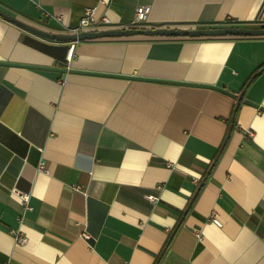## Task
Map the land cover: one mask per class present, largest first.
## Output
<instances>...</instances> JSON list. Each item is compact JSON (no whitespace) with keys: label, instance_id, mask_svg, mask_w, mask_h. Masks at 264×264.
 Returning a JSON list of instances; mask_svg holds the SVG:
<instances>
[{"label":"crops","instance_id":"0c3cea01","mask_svg":"<svg viewBox=\"0 0 264 264\" xmlns=\"http://www.w3.org/2000/svg\"><path fill=\"white\" fill-rule=\"evenodd\" d=\"M87 8L110 23L83 31L264 27V0H0L56 34ZM263 63L264 36L69 43L1 17L0 264H264Z\"/></svg>","mask_w":264,"mask_h":264},{"label":"water","instance_id":"95a60500","mask_svg":"<svg viewBox=\"0 0 264 264\" xmlns=\"http://www.w3.org/2000/svg\"><path fill=\"white\" fill-rule=\"evenodd\" d=\"M3 18L9 22L15 23L17 26L30 31L38 36L48 38L56 41L64 42H79L84 40H94L101 38H115V37H128V36H165V37H206V36H224V35H234V36H245V37H259L264 36V27L262 28H247V27H227V28H216V29H175V28H127V29H107L101 31H80L73 32L69 34H56L47 32L36 27H33L29 24H26L16 18H13L7 14L0 12V18ZM7 65H16V66H26L32 67L31 65H20V64H11L4 63ZM61 71H67V69H57ZM206 87L213 88L226 94L234 97V94L215 86L205 85ZM246 103L258 108L259 110L264 111V107L252 103L251 101L246 100Z\"/></svg>","mask_w":264,"mask_h":264},{"label":"built area","instance_id":"2783aa9c","mask_svg":"<svg viewBox=\"0 0 264 264\" xmlns=\"http://www.w3.org/2000/svg\"><path fill=\"white\" fill-rule=\"evenodd\" d=\"M149 12H150V7H148V6L137 7L135 10V14H134V22L139 23V22L146 21ZM109 23H110L109 19L107 17H104V16L100 20L95 19L93 9L87 8L84 11V15L80 21L79 27L74 32H80L83 30L95 28L98 25H108ZM71 52H72V48H71L70 53L68 55V59L71 58V54H72ZM39 170H42V171L46 170L43 162L40 163ZM16 192L24 203V210H29L30 209L29 195L22 193L20 191H16ZM147 198L151 201L157 200L155 197H152V196H149ZM14 234H15V241L17 242V244H20V245L25 244L26 237L21 232L16 231V232H14ZM7 264H9V263H7Z\"/></svg>","mask_w":264,"mask_h":264},{"label":"trees","instance_id":"16d2710c","mask_svg":"<svg viewBox=\"0 0 264 264\" xmlns=\"http://www.w3.org/2000/svg\"><path fill=\"white\" fill-rule=\"evenodd\" d=\"M263 68H264V63L261 64V66H259V67L257 68L256 72H255L250 78H248V80H247V82H246V84H245L244 86H245V87L248 86V84H249L250 82H252V80L257 76L258 72H259L260 70H262ZM235 113H236V112H235ZM228 136H229V135L226 136L225 141H224V143H223V146L226 144V142H227V140H228V138H229ZM196 196H197V195H196ZM196 196H195L194 199L191 201V203L188 205L186 211H185L184 214H183L184 217L186 216V214H187V213L189 212V210L191 209V207H192V205H193V203H194V200H195ZM169 240H170V239H169Z\"/></svg>","mask_w":264,"mask_h":264},{"label":"rangeland","instance_id":"374dc122","mask_svg":"<svg viewBox=\"0 0 264 264\" xmlns=\"http://www.w3.org/2000/svg\"><path fill=\"white\" fill-rule=\"evenodd\" d=\"M144 22H139V23H137V24H143Z\"/></svg>","mask_w":264,"mask_h":264}]
</instances>
